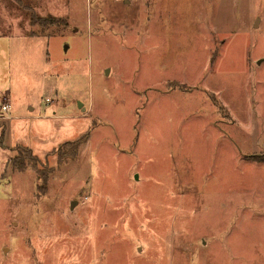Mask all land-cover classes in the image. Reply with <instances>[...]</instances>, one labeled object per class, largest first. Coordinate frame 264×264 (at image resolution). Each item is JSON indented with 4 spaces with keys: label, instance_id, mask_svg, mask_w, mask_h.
Here are the masks:
<instances>
[{
    "label": "rangeland",
    "instance_id": "rangeland-1",
    "mask_svg": "<svg viewBox=\"0 0 264 264\" xmlns=\"http://www.w3.org/2000/svg\"><path fill=\"white\" fill-rule=\"evenodd\" d=\"M7 92L0 264H264V0H0Z\"/></svg>",
    "mask_w": 264,
    "mask_h": 264
},
{
    "label": "trees",
    "instance_id": "trees-1",
    "mask_svg": "<svg viewBox=\"0 0 264 264\" xmlns=\"http://www.w3.org/2000/svg\"><path fill=\"white\" fill-rule=\"evenodd\" d=\"M29 20L32 25H39L43 28L53 26L54 24L63 23L64 19L55 18L54 16H41L36 12H31L29 14ZM84 143V140L68 142L62 145L57 149V155L59 159H64L66 155L71 157H76L80 146ZM40 162L38 157L33 155V151L30 147L24 146L17 148V153L14 157L10 158L7 165H9L13 170L24 171L29 165H34L35 169L41 172L42 169H39L38 163ZM47 177L46 173L44 174ZM43 190V189H42Z\"/></svg>",
    "mask_w": 264,
    "mask_h": 264
},
{
    "label": "crops",
    "instance_id": "crops-1",
    "mask_svg": "<svg viewBox=\"0 0 264 264\" xmlns=\"http://www.w3.org/2000/svg\"><path fill=\"white\" fill-rule=\"evenodd\" d=\"M9 100L10 101V103H11V111H10V115H11V117L9 118V119H14V118H18V117H20V116H25V114H21V115H19V114H16V108L14 107V104L12 103V101L10 100L11 99V94H10V92H7V94H6V96L4 97V100ZM3 102H1V104H2ZM46 108V107H45ZM28 111H29V113H32L33 114V112L34 111H36V107L34 106V105H32V104H30L29 106H28V109H27ZM13 111H15V112H13ZM28 116H31L30 114H27ZM18 116V117H17ZM43 117H45V118H47V117H55V115H42ZM4 120V119H3ZM0 147L1 148H4L5 146H2L1 144H0ZM4 165H6V163H3V166Z\"/></svg>",
    "mask_w": 264,
    "mask_h": 264
},
{
    "label": "built area",
    "instance_id": "built-area-1",
    "mask_svg": "<svg viewBox=\"0 0 264 264\" xmlns=\"http://www.w3.org/2000/svg\"><path fill=\"white\" fill-rule=\"evenodd\" d=\"M47 102H50V100L47 99ZM10 111H11V103L9 100L6 99L0 105V120L9 119L11 117Z\"/></svg>",
    "mask_w": 264,
    "mask_h": 264
},
{
    "label": "water",
    "instance_id": "water-1",
    "mask_svg": "<svg viewBox=\"0 0 264 264\" xmlns=\"http://www.w3.org/2000/svg\"><path fill=\"white\" fill-rule=\"evenodd\" d=\"M74 203H72V205H73Z\"/></svg>",
    "mask_w": 264,
    "mask_h": 264
}]
</instances>
